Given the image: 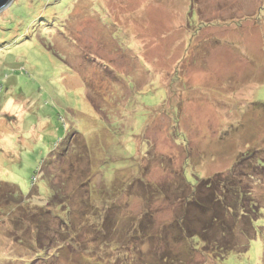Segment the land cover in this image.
Masks as SVG:
<instances>
[{"label": "rangeland", "instance_id": "374dc122", "mask_svg": "<svg viewBox=\"0 0 264 264\" xmlns=\"http://www.w3.org/2000/svg\"><path fill=\"white\" fill-rule=\"evenodd\" d=\"M0 182L29 199L0 200V264H224L189 236L210 217L198 191L230 182L259 208L230 264H264V0L12 1L0 11ZM46 183L73 224L44 206Z\"/></svg>", "mask_w": 264, "mask_h": 264}, {"label": "trees", "instance_id": "16d2710c", "mask_svg": "<svg viewBox=\"0 0 264 264\" xmlns=\"http://www.w3.org/2000/svg\"><path fill=\"white\" fill-rule=\"evenodd\" d=\"M65 151L67 150H62L61 152H59V155H65L66 153ZM70 154V153H69ZM68 155V154H67ZM135 157L133 158V163H132V168H131V175L133 177L131 184L129 186L133 187V184L136 185L138 184L137 187L140 186V178H139V168H138V156H137V150L134 152ZM103 174H105V176H107V179H112L113 176L111 173L109 172H103ZM37 175L33 176L32 178V189L31 192L29 193V197L34 196L36 193L35 191V187H34V182H37L36 179H34ZM219 182V181H218ZM217 182V183H218ZM199 184V183H198ZM197 184V185H198ZM213 184V182H212ZM47 185V183H46ZM216 185V179H215V184L213 185L212 188H214ZM231 188L227 189V191L225 193H223L225 191V189L220 192V190L218 191H210V192H205L202 191V189L200 191H198L199 193V197L201 198L200 201H195L197 206L199 208H203V210H209L210 213V217L206 220V222H204L202 224V226L200 227L199 230H191V235L189 236L190 240H197L198 238L200 239V241L204 244L205 246H207V248H209V250L211 251L212 255L215 257L217 256L219 259H224V264H230V261L233 260V257L238 256L239 252L237 253V250L239 247L243 246L246 247L244 241L247 238L248 240V247L249 245L251 246V241L253 240L251 238L252 234L257 233V230L255 229V222L258 221V217L253 218L249 216V212L252 211V213H259V208L256 205H252L251 206V198L248 196L246 197L243 193L241 195L239 194H234L233 190H234V186L233 183L230 182ZM48 186V185H47ZM208 187H210V185H207ZM4 189H9L7 190V192L0 194V200L1 199H8V200H19L17 202V204H20V201H27L29 200L27 196H25L23 194V192L20 190V188L16 185V184H11V183H7V182H0V189L1 188ZM37 190H39V192H41L43 195H45V190L49 191L48 195H45V200L48 202V205H44V206H48V210L54 215V216H59L62 218L63 220V225L66 224H71L72 223V217L70 218H66L65 215L67 216V213L71 212L69 207H65V202L67 203V201H61L63 199L62 195H58V191H55L54 188L52 187H36ZM83 188V187H81ZM92 188V187H90ZM107 189L112 190L113 188H109L106 187ZM9 191H11L9 193ZM107 191V190H106ZM157 191V190H156ZM156 191H150L149 196L146 197V199L149 200V198L153 197L154 194H156ZM1 192V191H0ZM218 192V193H217ZM215 193H217V196L215 195ZM100 194V193H99ZM54 195H58L59 198L55 197ZM235 195V196H234ZM236 195L239 196H243V197H238ZM15 196H18L17 198H14ZM93 194H90V197H92ZM61 197V198H60ZM238 200H234L233 204L227 205V201L224 198H237ZM48 199V200H47ZM218 199H224L223 202L218 201ZM95 200V199H94ZM233 200V199H232ZM101 202L102 205H106V208L104 209V212L107 211V209L112 208L113 204H112V200H108L105 201V197L102 196L101 198ZM216 204V205H214ZM219 204V205H217ZM93 206V205H91ZM189 208V206L187 207ZM243 209L246 210L247 213L245 215V217H241L238 214V210ZM146 212H149V209H146ZM232 212V217L231 219H224L223 216L229 218L230 213ZM65 213V215H64ZM91 215H93L95 217L96 220H99V222H106V225H108V223L111 222V220H113V218H111V214L108 213L106 215L101 216L100 213H98L96 210L92 211ZM108 218H106V217ZM185 216V215H184ZM98 217V218H97ZM107 219V220H106ZM101 220V221H100ZM244 222V224L242 226L246 227V231L247 233L244 236H241L240 234H242L243 232L240 231V234L235 231L238 229H240V225ZM180 223H185L183 221L180 220ZM73 224V223H72ZM221 228V231L224 233V236L218 237L215 236V233H210L211 231L213 232L214 226H218ZM240 227V228H239ZM109 227H105V229H108ZM111 229V228H110ZM59 233L62 234V232H65V229H63V227L60 225L59 226ZM198 237V238H197ZM215 249L218 251H221V254L218 253V255H214ZM43 252V251H41Z\"/></svg>", "mask_w": 264, "mask_h": 264}, {"label": "water", "instance_id": "95a60500", "mask_svg": "<svg viewBox=\"0 0 264 264\" xmlns=\"http://www.w3.org/2000/svg\"><path fill=\"white\" fill-rule=\"evenodd\" d=\"M14 0H0V11L4 10Z\"/></svg>", "mask_w": 264, "mask_h": 264}]
</instances>
